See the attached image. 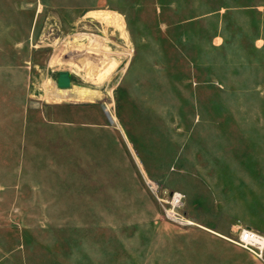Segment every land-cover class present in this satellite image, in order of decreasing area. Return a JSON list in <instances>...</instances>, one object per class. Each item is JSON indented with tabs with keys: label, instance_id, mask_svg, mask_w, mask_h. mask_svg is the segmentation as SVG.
<instances>
[{
	"label": "rangeland",
	"instance_id": "obj_1",
	"mask_svg": "<svg viewBox=\"0 0 264 264\" xmlns=\"http://www.w3.org/2000/svg\"><path fill=\"white\" fill-rule=\"evenodd\" d=\"M214 126L253 180H214ZM236 227L264 236V0H0V264H264Z\"/></svg>",
	"mask_w": 264,
	"mask_h": 264
},
{
	"label": "crops",
	"instance_id": "obj_2",
	"mask_svg": "<svg viewBox=\"0 0 264 264\" xmlns=\"http://www.w3.org/2000/svg\"><path fill=\"white\" fill-rule=\"evenodd\" d=\"M235 131L233 126H214V148H213V165L214 180L228 181L230 184L236 185L239 180H253L254 174L250 172L239 173L236 166L238 165V158L234 155L233 136ZM228 133L229 135H226ZM236 138V136H235ZM201 149V148H199ZM224 149V151H223ZM254 148L250 149L244 159H240L244 164L249 162L254 163ZM224 154V155H223Z\"/></svg>",
	"mask_w": 264,
	"mask_h": 264
},
{
	"label": "built area",
	"instance_id": "obj_3",
	"mask_svg": "<svg viewBox=\"0 0 264 264\" xmlns=\"http://www.w3.org/2000/svg\"><path fill=\"white\" fill-rule=\"evenodd\" d=\"M182 196L177 193H172L170 197V206L178 207L181 203ZM166 216L170 218L171 221L176 222L178 224L184 225L187 224V222H182L180 218L171 210L169 211V214L166 213ZM236 232V239L235 244L238 247L247 249L255 256H261V254L264 251V236L260 235L256 232H253L251 230L243 229L240 227L235 228Z\"/></svg>",
	"mask_w": 264,
	"mask_h": 264
},
{
	"label": "bare ground",
	"instance_id": "obj_4",
	"mask_svg": "<svg viewBox=\"0 0 264 264\" xmlns=\"http://www.w3.org/2000/svg\"><path fill=\"white\" fill-rule=\"evenodd\" d=\"M106 112V111H105ZM106 116H107V118H108V120L110 121V122H112V119L110 118V116L106 113Z\"/></svg>",
	"mask_w": 264,
	"mask_h": 264
}]
</instances>
